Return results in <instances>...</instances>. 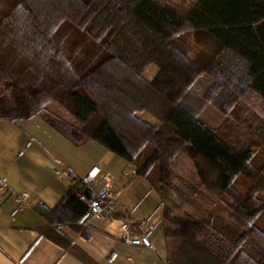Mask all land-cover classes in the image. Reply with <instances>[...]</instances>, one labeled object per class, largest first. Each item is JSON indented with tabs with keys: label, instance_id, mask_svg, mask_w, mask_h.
<instances>
[{
	"label": "trees",
	"instance_id": "obj_1",
	"mask_svg": "<svg viewBox=\"0 0 264 264\" xmlns=\"http://www.w3.org/2000/svg\"><path fill=\"white\" fill-rule=\"evenodd\" d=\"M184 33L214 49L191 57L187 39L177 42ZM151 64L158 70L148 81ZM204 72L210 92L226 89L223 103L248 91L264 103V0H197L187 10L160 0H0V118L41 114L72 143L95 141L129 163L160 198L165 264H264V159L192 109L191 86ZM50 103L75 122L47 113ZM179 154L194 169L187 187L172 165ZM81 181L53 208L36 207L46 235L65 247L62 226L88 237L81 196L91 189ZM206 191L232 199V221L200 205ZM178 200L203 217L177 213Z\"/></svg>",
	"mask_w": 264,
	"mask_h": 264
},
{
	"label": "crops",
	"instance_id": "obj_2",
	"mask_svg": "<svg viewBox=\"0 0 264 264\" xmlns=\"http://www.w3.org/2000/svg\"><path fill=\"white\" fill-rule=\"evenodd\" d=\"M48 108L47 113L59 115L55 108ZM69 116L63 118L75 122ZM98 149L92 140L72 143L41 114L16 121L0 118V264H165L162 205L157 192L142 176L128 173L133 168L129 163L121 158L107 159ZM94 166L99 173L89 185L91 192L108 182L118 195L119 210L110 222L87 223L86 219L88 237L81 228L60 227L69 241L62 246L46 235L50 228L36 207L56 206L68 186ZM18 196L22 197L20 203L15 200ZM140 217H149L154 223L148 233L154 250L127 245L119 236L120 221Z\"/></svg>",
	"mask_w": 264,
	"mask_h": 264
},
{
	"label": "rangeland",
	"instance_id": "obj_3",
	"mask_svg": "<svg viewBox=\"0 0 264 264\" xmlns=\"http://www.w3.org/2000/svg\"><path fill=\"white\" fill-rule=\"evenodd\" d=\"M165 3H171L178 7L180 10H187L190 6L194 5L197 0H160ZM188 34V35H186ZM187 39V40H185ZM186 41L187 48L190 50V56L195 58H203L204 53L210 52L214 47L209 43L206 37L202 34L184 33L179 35L177 42L185 46L182 41ZM191 46L188 47V46ZM158 68L156 65H149L142 73L145 80L150 81L156 74ZM212 77L208 73H202L196 79V81L191 86L192 94L189 96V103L197 115L206 122L210 127L217 129L228 141L238 148H244L245 146H252L253 151L256 153L258 160L264 159V148L260 147L262 143V135L264 132V103L259 101L255 95L248 91L239 100H230L223 103L227 97L223 96L226 89L210 92L212 87ZM208 92V96L206 95ZM224 92V93H223ZM223 103L222 108L219 104ZM55 108V113L62 115L65 118L70 119L69 114L56 103L49 104V110ZM136 115L146 121L149 118L153 123H158V121L147 111H138ZM147 122V121H146ZM94 146H97L100 152L105 153L107 159L115 158L120 159L115 153L107 150L99 143L93 141ZM255 144V145H254ZM259 144V145H258ZM114 165V163H112ZM175 173L181 178V183L184 187H187V183L195 179L194 169L191 161L186 157L185 154H179L172 161ZM188 191V189L185 188ZM206 195L204 199H200V205L207 210H212L220 216L221 222L232 221L229 216V206L232 203V199L226 195H215L205 192ZM180 207L177 208L176 212L185 215L189 214L195 217H203V213L200 212L198 206H189L183 201L177 202ZM208 216V215H207ZM264 224V219L263 223ZM162 225V222H161ZM257 248V247H256Z\"/></svg>",
	"mask_w": 264,
	"mask_h": 264
},
{
	"label": "built area",
	"instance_id": "obj_4",
	"mask_svg": "<svg viewBox=\"0 0 264 264\" xmlns=\"http://www.w3.org/2000/svg\"><path fill=\"white\" fill-rule=\"evenodd\" d=\"M99 173V168L94 166L83 178L81 184L89 186ZM128 173L135 174L134 168ZM88 207L87 223L91 221L110 222L114 220L119 210V198L109 186L107 182L105 186L98 190L92 191L88 197L81 196ZM20 203L22 197H15ZM154 228V223L149 217H140L137 220L127 222H119V236L121 240L130 246H143L155 249L154 244L150 240L148 233Z\"/></svg>",
	"mask_w": 264,
	"mask_h": 264
}]
</instances>
